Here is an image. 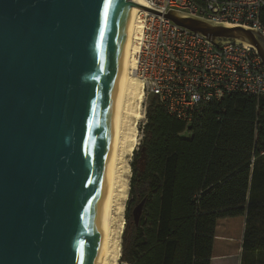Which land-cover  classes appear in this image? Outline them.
Wrapping results in <instances>:
<instances>
[{"label": "water", "instance_id": "obj_1", "mask_svg": "<svg viewBox=\"0 0 264 264\" xmlns=\"http://www.w3.org/2000/svg\"><path fill=\"white\" fill-rule=\"evenodd\" d=\"M0 0V264H99L113 99L132 8ZM215 44L258 32L169 12ZM141 207L132 211L137 223Z\"/></svg>", "mask_w": 264, "mask_h": 264}, {"label": "trees", "instance_id": "obj_2", "mask_svg": "<svg viewBox=\"0 0 264 264\" xmlns=\"http://www.w3.org/2000/svg\"><path fill=\"white\" fill-rule=\"evenodd\" d=\"M259 22L264 28V7ZM145 120L121 261L210 264L238 255L240 264H264V98L229 95L185 124L150 97Z\"/></svg>", "mask_w": 264, "mask_h": 264}, {"label": "built area", "instance_id": "obj_3", "mask_svg": "<svg viewBox=\"0 0 264 264\" xmlns=\"http://www.w3.org/2000/svg\"><path fill=\"white\" fill-rule=\"evenodd\" d=\"M147 3L146 8L154 13L141 17L134 70L143 82V97H156L169 116L185 124L205 104L229 95L264 98V64L252 45L215 44L164 17L175 12L214 25L252 30L264 39V28L259 22L264 0H147ZM144 115L140 129L146 121Z\"/></svg>", "mask_w": 264, "mask_h": 264}, {"label": "bare ground", "instance_id": "obj_4", "mask_svg": "<svg viewBox=\"0 0 264 264\" xmlns=\"http://www.w3.org/2000/svg\"><path fill=\"white\" fill-rule=\"evenodd\" d=\"M148 7L147 0H125ZM131 17L121 57V74L113 99V120L106 163L105 219L99 245V264H115L118 253V239L121 231L119 217L122 201L127 194V181L123 178L124 154L130 153L131 143L136 137L135 123L143 119L138 112V95L143 93V82L134 73L136 53L141 34V17L148 13L139 7H131ZM228 26V25H226ZM247 45V44H246ZM248 46V45H247ZM128 153V154H129ZM127 188V189H126Z\"/></svg>", "mask_w": 264, "mask_h": 264}, {"label": "rangeland", "instance_id": "obj_5", "mask_svg": "<svg viewBox=\"0 0 264 264\" xmlns=\"http://www.w3.org/2000/svg\"><path fill=\"white\" fill-rule=\"evenodd\" d=\"M138 112L139 115H141L143 117L144 112H146V107L149 103V97H142L141 91L139 92L138 95ZM145 116V115H144ZM144 120L142 119H137L136 123H135V133H136V137H134L132 143H131V151L130 153H126L124 154L123 158H122V162L125 164V173L123 178L127 181V185H128V189H127V194L126 197L124 198V200L122 201V213L119 217L120 223H121V231L119 234V239H118V253H117V258L115 261V264H124L121 261V255H122V234H123V230L125 227V213L127 210V206L129 204V202L131 201L130 196H129V182H130V177L132 174V169H131V163L133 161V154L138 150L140 141H141V132H140V127L142 125ZM220 260H228V261H221L218 262ZM210 264H240V257L237 256H228V257H223V258H214L213 260H211Z\"/></svg>", "mask_w": 264, "mask_h": 264}, {"label": "snow or ice", "instance_id": "obj_6", "mask_svg": "<svg viewBox=\"0 0 264 264\" xmlns=\"http://www.w3.org/2000/svg\"><path fill=\"white\" fill-rule=\"evenodd\" d=\"M110 0H104L105 18L107 17V9L109 7Z\"/></svg>", "mask_w": 264, "mask_h": 264}, {"label": "crops", "instance_id": "obj_7", "mask_svg": "<svg viewBox=\"0 0 264 264\" xmlns=\"http://www.w3.org/2000/svg\"><path fill=\"white\" fill-rule=\"evenodd\" d=\"M223 258V257H222ZM213 260V259H212Z\"/></svg>", "mask_w": 264, "mask_h": 264}]
</instances>
